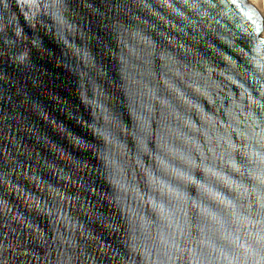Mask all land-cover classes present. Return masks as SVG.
I'll list each match as a JSON object with an SVG mask.
<instances>
[{
    "label": "water",
    "instance_id": "95a60500",
    "mask_svg": "<svg viewBox=\"0 0 264 264\" xmlns=\"http://www.w3.org/2000/svg\"><path fill=\"white\" fill-rule=\"evenodd\" d=\"M262 19L0 0V264H264Z\"/></svg>",
    "mask_w": 264,
    "mask_h": 264
},
{
    "label": "bare ground",
    "instance_id": "6f19581e",
    "mask_svg": "<svg viewBox=\"0 0 264 264\" xmlns=\"http://www.w3.org/2000/svg\"><path fill=\"white\" fill-rule=\"evenodd\" d=\"M248 3H250L251 5H253L257 11L260 13V15L262 16V20H263V27H264V3L261 4V7L259 8V6L253 4L250 0H246ZM258 1H262V0H258ZM263 2V1H262ZM260 4V3H259ZM262 37L264 38V29H263V32H262Z\"/></svg>",
    "mask_w": 264,
    "mask_h": 264
},
{
    "label": "rangeland",
    "instance_id": "374dc122",
    "mask_svg": "<svg viewBox=\"0 0 264 264\" xmlns=\"http://www.w3.org/2000/svg\"><path fill=\"white\" fill-rule=\"evenodd\" d=\"M253 4H255V5H257V6H259V8L261 7V4L262 3H264V0H262L261 2L260 1H258V0H250ZM260 3V4H259Z\"/></svg>",
    "mask_w": 264,
    "mask_h": 264
}]
</instances>
